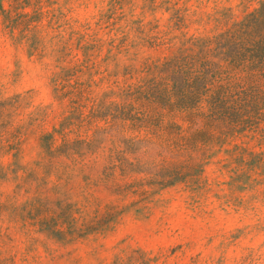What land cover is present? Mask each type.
<instances>
[{
	"label": "rangeland",
	"instance_id": "obj_1",
	"mask_svg": "<svg viewBox=\"0 0 264 264\" xmlns=\"http://www.w3.org/2000/svg\"><path fill=\"white\" fill-rule=\"evenodd\" d=\"M0 264H264V0H0Z\"/></svg>",
	"mask_w": 264,
	"mask_h": 264
}]
</instances>
